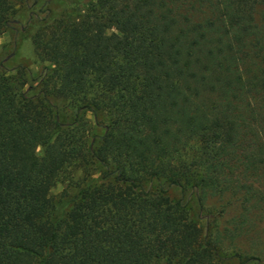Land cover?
<instances>
[{
	"label": "trees",
	"instance_id": "1",
	"mask_svg": "<svg viewBox=\"0 0 264 264\" xmlns=\"http://www.w3.org/2000/svg\"><path fill=\"white\" fill-rule=\"evenodd\" d=\"M40 21L39 74L0 62V264H263L264 0Z\"/></svg>",
	"mask_w": 264,
	"mask_h": 264
},
{
	"label": "rangeland",
	"instance_id": "2",
	"mask_svg": "<svg viewBox=\"0 0 264 264\" xmlns=\"http://www.w3.org/2000/svg\"><path fill=\"white\" fill-rule=\"evenodd\" d=\"M88 1L91 0H13L14 19L17 23L11 30L0 35V62H4L8 68L23 66L34 75L39 74L42 65L35 57L30 37L41 25L40 19L47 13V21L51 22L64 10L83 5ZM40 9L47 10V12L41 13ZM52 97L55 104L61 108L64 107L65 98L61 93L53 91ZM67 114L64 115V120L68 119ZM64 190L70 194L73 193L66 183L57 184L51 193L55 198H58ZM258 230L264 238V219L259 224Z\"/></svg>",
	"mask_w": 264,
	"mask_h": 264
}]
</instances>
